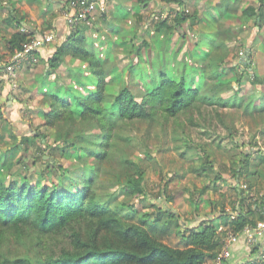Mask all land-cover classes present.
I'll return each mask as SVG.
<instances>
[{
	"label": "trees",
	"instance_id": "16d2710c",
	"mask_svg": "<svg viewBox=\"0 0 264 264\" xmlns=\"http://www.w3.org/2000/svg\"><path fill=\"white\" fill-rule=\"evenodd\" d=\"M161 1L177 7L183 5L182 0ZM177 7H170L171 19L157 16L158 29L166 31L157 43L156 59L149 61V74L141 71L145 67L139 63L142 61L129 64L131 80L141 77L150 80L143 83L140 95L132 88L137 81L134 84L118 73L107 71L111 59L107 54L100 56L93 41H87L84 30L89 26L85 23L73 24L53 52L39 60L37 64L42 63L40 98L44 104L40 109L41 125L56 127L53 140L62 145L46 143V134L38 128L23 136L22 142L31 139L45 142L37 151L41 160L48 151L49 166L45 167L48 171L55 167L62 169L59 163L51 161L55 152L60 150L63 155L70 148H79L86 154L88 170L80 181L73 178L75 182L70 186L63 184L62 178L39 184L29 182L27 176L22 181L11 179L7 183L0 177V264H208L221 249L228 233L244 236L245 227H254L264 220V151L259 152L254 147L255 142L241 149L237 160L222 164L221 169L215 170L212 164L207 168L199 166L202 174L212 175L215 182L223 180V173L227 172L239 183L232 186L235 199L229 200L236 211L232 217L221 203L218 212H213L214 216L198 221V228L181 229L179 218L167 208H158L150 214L145 212L142 221H135L122 216L112 206L117 194L107 188L117 183L143 193L140 202L145 198L144 159L131 158L136 146L129 129L136 122L156 119V116L165 124L178 120L181 115L192 119L202 108L217 105L226 110H216L222 120L227 114L232 115V122L247 116V124L261 125L259 134L264 138V73L252 66L251 59L240 64L236 61L235 48L224 44L223 40H215L205 56L190 55L193 67H188L186 59L176 61V67L167 64L164 44L172 30L186 20L191 23L195 19L194 12ZM144 18L137 13V21ZM32 33L29 30L14 32L7 39L10 52L21 48ZM135 37L128 39L134 43ZM110 44L119 46L120 40ZM142 45L149 43L142 39ZM140 49L141 46L138 51ZM67 56L71 60L79 58L83 65L76 68L77 72L75 67L68 68L69 80L62 78L61 83H57V79H49ZM174 57L176 54L173 55L175 60ZM189 69H192L190 74ZM3 82L0 78V94ZM23 143L15 150L21 149ZM186 143L191 147L189 140ZM143 151L150 157L149 148ZM206 187L199 190L200 195L205 193ZM161 193L167 201L178 199L177 194H166L164 189ZM191 203L193 206L195 201ZM127 205L134 208L136 204ZM162 213L173 218L168 229H175L184 241L182 247L169 245L163 237L151 232L155 220L151 222L149 216L157 220ZM217 217L218 224L212 220ZM217 225L222 228L218 229ZM167 231L163 230L161 235ZM249 247L254 253L256 247ZM228 259L226 264H229ZM253 259L238 264H254ZM259 264H264V259Z\"/></svg>",
	"mask_w": 264,
	"mask_h": 264
},
{
	"label": "rangeland",
	"instance_id": "374dc122",
	"mask_svg": "<svg viewBox=\"0 0 264 264\" xmlns=\"http://www.w3.org/2000/svg\"><path fill=\"white\" fill-rule=\"evenodd\" d=\"M140 24L142 26V23ZM132 25L134 24L128 25L125 34L129 36L120 40L119 46L111 45L112 43L110 44V41L107 40L99 45V41L103 42L100 40L102 34L100 39H97L95 37L97 35L96 31L92 32L89 41H93V46L100 53V56L102 54L108 55L111 59L110 68L107 71L118 73L122 78L134 84L137 81V84L132 88L137 92L136 95H140L141 90L139 91V89L143 87V83L145 84L150 80H146V77L131 80L133 76L129 70V64L131 61L134 63L142 61L139 63H142L145 67L141 71L149 74V61L155 60L156 55L150 53V45H142V39L152 43L155 33L153 32V35L149 36L145 28L134 26L135 30L132 33ZM134 34L136 37L134 43H132V39L128 38L130 36L134 37ZM104 36L109 35L104 34ZM115 38L117 39V37ZM140 46L141 49L138 51ZM190 48V43H187L185 52ZM186 54L184 59L189 61L188 67H193V64H190L188 52ZM166 58L169 66L171 64L174 67L177 66L173 55L171 57L166 55ZM79 65H83L79 58L76 57L71 60L67 56L65 63L49 79H57V83H61L62 78L69 80L71 77L68 68L75 67L74 70L77 72L78 69L76 68ZM41 68L42 65L39 63L31 67L16 68L13 73L6 72V87H8L9 93L15 97V103H19L18 109L22 105L20 109L24 123H20L19 136L14 135L10 131V125L5 120L3 113L0 114V177L7 183L11 179L22 181L23 177L27 176L29 182L39 184L51 183L53 180L56 182L62 178L63 184L70 186L71 183L75 182L73 178L80 181L83 175L86 174L85 170H88V164L84 160L85 152H81L79 148L78 150L70 148L62 155L61 151L58 150L53 154L51 161L56 164L59 163L62 169L59 170L55 167L53 171H48L45 169L49 166L47 162L50 157L48 151L43 153L42 160L39 158L40 153L37 151V147L40 144L44 145L45 142L41 143L39 139H31L26 143L22 142L23 136L30 134V131L34 128H38L43 134H46L44 139L46 143L54 146L62 145L61 142L54 143L53 136L56 127L41 125L43 116L40 109L44 107L40 98L42 85L39 75ZM20 69L24 72L18 74ZM191 71L192 69H189L188 74ZM1 74L3 73L0 72ZM216 110L226 112L225 109L219 108L217 105H211L202 108L199 113L195 112L192 119L188 118L187 115H181L178 120H170L165 124L164 120L156 116V119L139 121L130 127L129 131L132 132L136 146L131 158L138 161L144 159L142 163L145 173L142 184L145 189V198L140 202L139 199L143 197V193L141 194L138 190L127 188L122 184L117 183L109 186L107 190L117 194L115 204L112 206L122 216H128L135 221H142L144 219L143 213L148 212L150 214L156 212L158 208L164 207L172 210L179 218L181 229L185 227L195 229L198 228L197 223L199 220L214 216L213 212H218L221 203L224 204L230 217L236 215V211H234L229 200L235 199L232 186L239 183L227 172L223 173V180L215 182L212 180V175L207 177L202 174L199 166L202 164L207 168L212 164L215 166V170L221 169L222 164H229L231 160H237L238 152L241 149L249 148L254 142V147L258 148L259 152H263L264 138L259 134L260 124L251 123L249 125L246 123L249 117L244 116V120L237 118L232 122V115L227 114L222 120V116H219ZM203 116H207V118H203ZM187 140H189L191 147L186 143ZM20 143H23L22 147L16 151V146ZM145 144H148L149 147ZM146 148L150 149V157L144 155L143 150ZM205 158L207 161H204ZM205 185L207 186L206 191L200 195L199 190ZM241 186L243 187L244 183L241 182ZM163 189L166 190V194H177L178 199L167 201L165 195L161 193ZM193 200L195 203L192 206L191 202ZM130 203H135V207H129L127 204ZM149 220L151 222L155 220V226L151 229L154 235L163 237V240L169 245L177 247L184 245V241L175 233V229H168L169 223H173V218H169L168 214L162 213L157 220L155 216L150 215ZM212 220L216 224L219 222L218 217ZM217 226L218 229L222 228L221 225ZM163 230H168L164 233V236L161 235ZM212 261L208 264H212Z\"/></svg>",
	"mask_w": 264,
	"mask_h": 264
},
{
	"label": "crops",
	"instance_id": "0c3cea01",
	"mask_svg": "<svg viewBox=\"0 0 264 264\" xmlns=\"http://www.w3.org/2000/svg\"><path fill=\"white\" fill-rule=\"evenodd\" d=\"M182 1L183 5L177 7L167 5L161 0H110L104 14L96 16L93 24L84 30V35L89 41L93 31H96L97 39H100L102 34L100 40L103 42L99 41V44L104 43L105 40L118 41L129 36L125 32L129 24H134L131 28L132 33L135 30L133 26L145 28L149 36L155 33L152 43H149V49L152 55H156L157 43L166 31L165 28L157 27L158 14L171 19L170 7L182 8L194 12L195 19L191 23L186 20L178 29L172 30V34L164 44L168 56L176 54L174 58L177 62L184 59L187 52L191 57L200 58L207 54L213 41L223 40L224 44L237 50V62L242 64L251 59L252 66L264 73V0ZM68 12H71L69 0H0V56L8 57L13 53L9 50L7 39L14 32L26 29L33 32L32 35L43 32L53 33V41L41 50L40 59H45L69 33L70 29L65 18ZM137 13L146 18L137 21ZM187 43H190L191 48L185 52ZM241 50L242 54L239 53ZM40 64L42 65L41 62ZM0 72L3 73L0 78L5 85L0 94V114L3 113L11 131L19 136L20 123H24L21 118L22 105L18 109L19 103H15V97L6 87V72L3 70ZM23 72L24 70L20 69L18 74ZM245 231L244 236L237 235L236 240L230 245L229 264L244 263L254 257L255 260L259 255L264 254V220L261 225L256 224ZM248 233H250L249 237ZM250 245L256 247L254 253L250 250L252 249Z\"/></svg>",
	"mask_w": 264,
	"mask_h": 264
},
{
	"label": "built area",
	"instance_id": "2783aa9c",
	"mask_svg": "<svg viewBox=\"0 0 264 264\" xmlns=\"http://www.w3.org/2000/svg\"><path fill=\"white\" fill-rule=\"evenodd\" d=\"M110 0H69L71 12L66 14V22L69 29L77 23H85L91 26L97 15L103 14L106 11L107 4ZM173 13V12H172ZM28 31V30H24ZM53 41L52 32H43L35 35H29L26 41L21 45V48L15 49L8 57H0V70L13 73L16 68L22 66H34L41 58V50L48 46ZM239 53H243L240 51ZM258 225L262 221L257 222ZM250 227H245L249 229ZM248 233V237H249ZM237 236L234 233H228L224 238L223 245L212 264H226V260L230 256V245L235 241ZM264 259V254L259 255L254 264H259L260 260Z\"/></svg>",
	"mask_w": 264,
	"mask_h": 264
}]
</instances>
